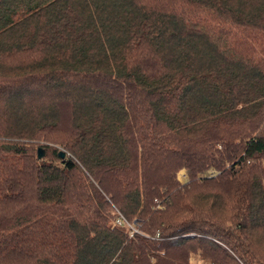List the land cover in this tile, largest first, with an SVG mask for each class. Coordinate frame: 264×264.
Wrapping results in <instances>:
<instances>
[{
  "label": "trees",
  "instance_id": "1",
  "mask_svg": "<svg viewBox=\"0 0 264 264\" xmlns=\"http://www.w3.org/2000/svg\"><path fill=\"white\" fill-rule=\"evenodd\" d=\"M195 255L264 264V0H0V264Z\"/></svg>",
  "mask_w": 264,
  "mask_h": 264
},
{
  "label": "built area",
  "instance_id": "2",
  "mask_svg": "<svg viewBox=\"0 0 264 264\" xmlns=\"http://www.w3.org/2000/svg\"><path fill=\"white\" fill-rule=\"evenodd\" d=\"M116 218L114 219V224L125 227L127 231L129 232L130 236H134L135 234H143V232L140 230L138 225L134 222L128 221L125 216L116 209Z\"/></svg>",
  "mask_w": 264,
  "mask_h": 264
},
{
  "label": "rangeland",
  "instance_id": "3",
  "mask_svg": "<svg viewBox=\"0 0 264 264\" xmlns=\"http://www.w3.org/2000/svg\"><path fill=\"white\" fill-rule=\"evenodd\" d=\"M185 174H186L185 169L180 170L177 173L178 179L182 181L184 179ZM190 264H210V263L208 261L203 260L201 257L195 255L192 257Z\"/></svg>",
  "mask_w": 264,
  "mask_h": 264
},
{
  "label": "water",
  "instance_id": "4",
  "mask_svg": "<svg viewBox=\"0 0 264 264\" xmlns=\"http://www.w3.org/2000/svg\"><path fill=\"white\" fill-rule=\"evenodd\" d=\"M59 155L61 156V158H64L65 157V155H66V153H65V151H63V150H61L60 152H59ZM45 156V149L44 148H42V147H39L38 148V158H43Z\"/></svg>",
  "mask_w": 264,
  "mask_h": 264
}]
</instances>
